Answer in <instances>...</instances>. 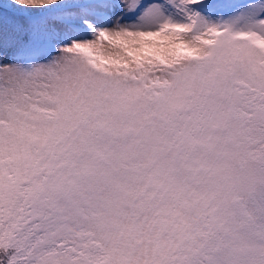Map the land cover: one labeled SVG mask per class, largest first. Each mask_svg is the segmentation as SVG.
Segmentation results:
<instances>
[{
	"label": "snow or ice",
	"instance_id": "obj_1",
	"mask_svg": "<svg viewBox=\"0 0 264 264\" xmlns=\"http://www.w3.org/2000/svg\"><path fill=\"white\" fill-rule=\"evenodd\" d=\"M0 264H264V0H0Z\"/></svg>",
	"mask_w": 264,
	"mask_h": 264
}]
</instances>
